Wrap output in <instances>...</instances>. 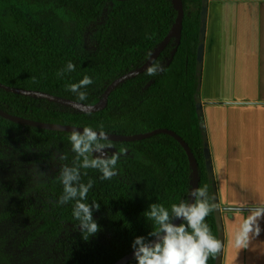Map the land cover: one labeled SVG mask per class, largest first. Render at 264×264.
<instances>
[{
    "label": "trees",
    "instance_id": "1",
    "mask_svg": "<svg viewBox=\"0 0 264 264\" xmlns=\"http://www.w3.org/2000/svg\"><path fill=\"white\" fill-rule=\"evenodd\" d=\"M182 2L185 17L181 40L176 33L155 61L162 70L155 76L145 71L120 82L103 109L87 112L74 105L16 94L3 85L40 89L78 104L97 106L111 83L152 58L177 23L175 0H0V110L32 121L53 123L56 119V123L100 131L102 125L104 132L117 136L172 129L192 149L199 165V187L207 186L214 202L218 194L205 163V126L197 108L202 0ZM69 61L75 71L58 77ZM85 75L93 83L81 89L87 99L79 101L66 85L78 83ZM71 132L0 116L2 137L24 136L31 146L59 149L67 157L64 161L72 165L76 154L69 139ZM109 142L127 148L122 166L129 182L118 175L102 180L99 170L81 169L82 183L93 180L85 202L100 204L99 210L93 211L100 231L84 239L86 233L72 215L75 201L58 204L63 185L54 179L46 184L49 193L44 205L24 208L32 220H42L35 237L26 242L29 248L38 245L40 238L45 243L57 241L69 264H114L133 250L135 237L151 239L148 234L158 226L145 215L150 204H163L171 212L173 203L191 202L193 167L174 136L161 132L131 142ZM12 218L0 210V221ZM68 223L75 230L65 236ZM206 223L221 240L215 211L206 217ZM220 253L209 257L207 264H217ZM25 260V253L18 259L8 255L0 241V264H24ZM124 264L137 262L133 257Z\"/></svg>",
    "mask_w": 264,
    "mask_h": 264
},
{
    "label": "crops",
    "instance_id": "2",
    "mask_svg": "<svg viewBox=\"0 0 264 264\" xmlns=\"http://www.w3.org/2000/svg\"><path fill=\"white\" fill-rule=\"evenodd\" d=\"M199 90L223 223L220 264H264V231L236 247L250 213L225 209L264 206V0H209Z\"/></svg>",
    "mask_w": 264,
    "mask_h": 264
},
{
    "label": "clouds",
    "instance_id": "3",
    "mask_svg": "<svg viewBox=\"0 0 264 264\" xmlns=\"http://www.w3.org/2000/svg\"><path fill=\"white\" fill-rule=\"evenodd\" d=\"M162 65L153 63L146 70L147 75L155 76L162 70ZM75 71V65L69 61L58 73L63 77L65 72ZM93 80L85 75L78 83L66 85V89L75 93L79 101L87 99V93L81 91L91 85ZM97 132L90 126L82 131L74 129L69 137L72 151L76 154L71 166L65 164L60 169V182L63 193L58 204L64 205L75 201L72 215L79 221V229L86 233L84 239L100 231V226L93 219V211H98L100 204L93 201L86 203L93 180L81 182V169H97L102 180H111L118 174V153L111 155L106 151L112 147L109 137L102 130ZM121 151H125L121 149ZM66 160V155L60 157ZM190 200L180 201L171 205V212L163 205L152 203L145 213L147 219L153 220L158 226L155 231L145 236H137L133 240V257L137 264H207L209 257H215L222 249V242L211 232L206 217L215 210L216 205L210 196L207 186L193 188ZM249 216L243 221L234 237L235 246L246 247L252 236L258 237L264 229L260 220L264 219V206L249 210ZM175 220L182 221L179 224Z\"/></svg>",
    "mask_w": 264,
    "mask_h": 264
},
{
    "label": "rangeland",
    "instance_id": "4",
    "mask_svg": "<svg viewBox=\"0 0 264 264\" xmlns=\"http://www.w3.org/2000/svg\"><path fill=\"white\" fill-rule=\"evenodd\" d=\"M191 10L193 6L190 7ZM41 117L49 118L43 114ZM53 120V123L58 122L56 119ZM202 123L204 125V119ZM121 149L125 151L122 152ZM106 151L109 155L119 154L117 175L129 182V177L122 166L127 148L123 145H112ZM61 156L62 152L59 149L43 150L31 146L24 136L2 137L0 134V210L13 215L11 221H0V241L11 257L18 259L25 253L24 264H69L65 250L57 241L45 243L40 238L38 245L29 248L26 244L30 237H35L34 233L42 220L35 222L36 219L32 220L26 216L24 208L28 209L30 205L40 208L44 205L49 193L45 188L46 184L59 179L63 165L71 166L60 159ZM71 230L74 231L75 226L68 223L64 235Z\"/></svg>",
    "mask_w": 264,
    "mask_h": 264
},
{
    "label": "water",
    "instance_id": "5",
    "mask_svg": "<svg viewBox=\"0 0 264 264\" xmlns=\"http://www.w3.org/2000/svg\"><path fill=\"white\" fill-rule=\"evenodd\" d=\"M175 3L179 9L177 23L168 32L166 38L160 44V46L157 48V50L155 51L152 58L144 66H142L136 70H132L130 72H127L126 74H124V75L120 76L118 79H116L113 83H111L105 92L104 99L101 101V102H103V104H101V106H98L99 104L97 106H86V105L78 104V103H75L72 100L66 99L62 96H58V95L52 94L50 92L40 90V89L31 88V87H21V86H12V85H3V87L6 90L11 91V92L16 93V94H22V95H27V96H32V97H39V98H46V99H49V100H52L55 102L74 105V106L82 108L83 110H85L87 112H96L100 109H103L107 105L109 97H110L112 91L114 90V88L116 87L117 84H119L120 82H122V81H124V80H126L132 76H135V75H138V74L145 72L147 70V68L149 66H151L158 59V57L161 55L163 50L167 47V45L170 43L172 37L176 33L178 34L179 41L181 40L183 21H184V17H185V9H184V5H183L182 0H175ZM208 4H209V0H202L201 25H200V32H199L200 44L197 48V64H198L199 71H201V67H202L203 59H204V46H205V37H206V21H207V16H208ZM201 106H202V104H201L200 98L198 96L197 97V108H198L199 112L201 111ZM0 116L4 117L5 119L10 120V121L22 122V123L32 125V126H37V127H41V128L56 129V130L73 131L74 129H78V130L82 131L83 127H85V126L76 125V124H64V123H52V122L27 120L21 116H18V115L12 114V113H8V112H4L1 110H0ZM94 130H96L97 132L100 131L97 129H94ZM161 132L168 133V134H171L172 136H174L180 142V144L183 146V148L185 149L187 155L190 158V161H191V164L193 167V172H194V186H193V188H198L199 182H200L198 160H197L196 156L194 155L192 149L190 148L189 144L186 142V140H184L183 137L180 136L174 130L168 129V128H157V129H154V130H151L148 132L137 133V134H133L130 136H117V135H114L111 133H107V132H105V133L109 137V141H112V142H131L134 140L147 138L153 134L161 133ZM203 149H204V157H205V163H206L207 169H208L209 173H212V170H213L212 157H211L208 138H207L206 133L204 135V147H203ZM214 203L216 205V208L214 211H215V216H216L218 227H219L220 238H222L223 223H222L221 207L219 206L218 196L215 198ZM225 209L226 210H250V209H253V207H225ZM174 223L179 224V223H181V221L175 220ZM131 258H133V250L131 252L125 254L124 256H122L114 264H124L126 261H128ZM217 264H220V260H218Z\"/></svg>",
    "mask_w": 264,
    "mask_h": 264
},
{
    "label": "bare ground",
    "instance_id": "6",
    "mask_svg": "<svg viewBox=\"0 0 264 264\" xmlns=\"http://www.w3.org/2000/svg\"><path fill=\"white\" fill-rule=\"evenodd\" d=\"M101 104H103V102H100L98 106H101Z\"/></svg>",
    "mask_w": 264,
    "mask_h": 264
}]
</instances>
